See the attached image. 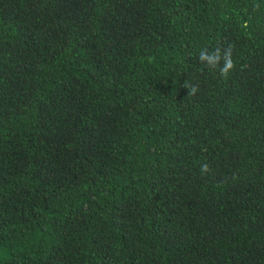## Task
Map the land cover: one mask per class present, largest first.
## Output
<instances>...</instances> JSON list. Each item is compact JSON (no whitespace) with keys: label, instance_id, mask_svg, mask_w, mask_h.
Listing matches in <instances>:
<instances>
[{"label":"trees","instance_id":"16d2710c","mask_svg":"<svg viewBox=\"0 0 264 264\" xmlns=\"http://www.w3.org/2000/svg\"><path fill=\"white\" fill-rule=\"evenodd\" d=\"M0 248L264 264V0H0Z\"/></svg>","mask_w":264,"mask_h":264},{"label":"clouds","instance_id":"9594fccd","mask_svg":"<svg viewBox=\"0 0 264 264\" xmlns=\"http://www.w3.org/2000/svg\"><path fill=\"white\" fill-rule=\"evenodd\" d=\"M198 61L205 65L207 68L218 72L219 76L223 79H227L229 73L234 69V61L232 59V53L228 49L221 50L216 48L209 50L208 48H202L198 55ZM189 91L188 95H194L198 90V85H193L188 81L184 85ZM201 173H208L211 169L208 164L201 166Z\"/></svg>","mask_w":264,"mask_h":264},{"label":"rangeland","instance_id":"374dc122","mask_svg":"<svg viewBox=\"0 0 264 264\" xmlns=\"http://www.w3.org/2000/svg\"><path fill=\"white\" fill-rule=\"evenodd\" d=\"M10 256L9 252L3 248H0V260H6Z\"/></svg>","mask_w":264,"mask_h":264}]
</instances>
